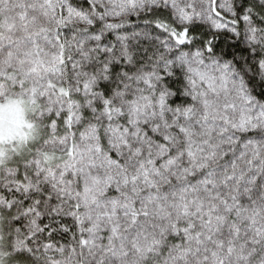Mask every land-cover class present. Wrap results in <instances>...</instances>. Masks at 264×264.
I'll list each match as a JSON object with an SVG mask.
<instances>
[{"label": "snow or ice", "instance_id": "obj_1", "mask_svg": "<svg viewBox=\"0 0 264 264\" xmlns=\"http://www.w3.org/2000/svg\"><path fill=\"white\" fill-rule=\"evenodd\" d=\"M0 264H264V0H0Z\"/></svg>", "mask_w": 264, "mask_h": 264}, {"label": "clouds", "instance_id": "obj_2", "mask_svg": "<svg viewBox=\"0 0 264 264\" xmlns=\"http://www.w3.org/2000/svg\"><path fill=\"white\" fill-rule=\"evenodd\" d=\"M14 119V114L9 110H5L2 117H0V130L6 134L12 128Z\"/></svg>", "mask_w": 264, "mask_h": 264}]
</instances>
